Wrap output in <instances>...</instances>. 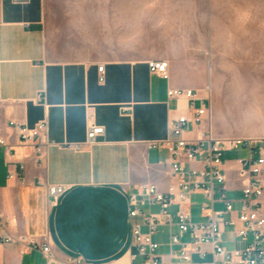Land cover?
Here are the masks:
<instances>
[{
    "label": "crops",
    "instance_id": "crops-1",
    "mask_svg": "<svg viewBox=\"0 0 264 264\" xmlns=\"http://www.w3.org/2000/svg\"><path fill=\"white\" fill-rule=\"evenodd\" d=\"M90 1L88 11L58 13L62 22L56 24L46 0H0V139L5 143L0 146V216L8 219L11 236L24 239L0 245V264H66L72 258L142 264L131 260V226L140 218H129L128 195L142 184L166 191L170 156L149 145L166 139L171 123L191 104L183 97L168 98V89L192 90L204 99L210 113L204 128L214 137L241 138L221 128L224 118L216 115L221 88L212 65L227 60L211 50L226 49L231 33L224 22L196 33L180 20L187 13L175 9L131 8L130 0ZM149 61L166 62L169 79L151 73ZM101 65L103 83L98 81ZM90 118L104 134L87 146ZM11 121L28 127L47 123L41 156L19 142ZM223 170L225 196L236 219L246 181L237 175L236 160L224 162ZM57 186L66 189L50 204L48 190ZM201 203V196L192 197L195 223L204 220ZM214 208L222 210L223 204ZM169 212L174 214L176 206ZM176 231L175 225L160 226L154 237L165 264H213L208 246L204 257L178 260L177 247L168 245ZM46 241L47 257L41 251ZM222 241L229 251L245 245L231 227H223Z\"/></svg>",
    "mask_w": 264,
    "mask_h": 264
},
{
    "label": "built area",
    "instance_id": "built-area-1",
    "mask_svg": "<svg viewBox=\"0 0 264 264\" xmlns=\"http://www.w3.org/2000/svg\"><path fill=\"white\" fill-rule=\"evenodd\" d=\"M148 68L162 79H169L166 62L149 61ZM98 73V81L103 83V65L98 67ZM167 97H183L191 104L186 115L171 123L166 139L149 145L153 149L165 150L170 156L171 181L166 191H160L153 184H142L128 195L129 218H140L131 226V260L139 258L142 264H165L158 254L159 244L154 237L160 226L175 225L177 231L170 235L168 245L170 248L177 247L173 255L183 263L190 262L193 254L204 257V247L208 246L213 264H264V139H218L204 128L210 117L209 110L203 104L204 99L197 98L192 90L180 89H168ZM197 99L200 101L198 107L194 106ZM9 127L16 132L22 145H31L35 154L42 155V143L47 135L45 121L34 127L11 121ZM103 134L104 128L90 118L86 145L90 146ZM0 146H5L2 139ZM78 148L75 146V149ZM239 148L247 152L246 157L236 160L237 175L246 181V186L242 189L237 217L233 219V202L225 196L223 155ZM19 168L23 171L24 165ZM216 188L219 189L217 198ZM65 189L64 186L50 187V204H54ZM195 195L202 197L200 215L204 220L199 223L192 221L189 211ZM215 203H222L223 209L216 210ZM172 206H176L174 214L169 212ZM154 207L157 211L153 210ZM226 215H230L227 220L224 219ZM8 224V219L0 216V245L23 242L24 239L14 238L8 233ZM223 227H231L234 236L245 242L244 247L226 250L222 241ZM186 235L188 240L183 239ZM28 243L32 245L34 241ZM41 251L47 257V241ZM66 264L88 263L72 258Z\"/></svg>",
    "mask_w": 264,
    "mask_h": 264
},
{
    "label": "rangeland",
    "instance_id": "rangeland-1",
    "mask_svg": "<svg viewBox=\"0 0 264 264\" xmlns=\"http://www.w3.org/2000/svg\"><path fill=\"white\" fill-rule=\"evenodd\" d=\"M46 1L48 10L56 13V24L62 22L58 13L79 8L88 11L91 4L90 0ZM129 5L187 13L188 18L180 20L196 33L206 32L214 22H224L231 33L227 34L226 49L211 50L227 60L212 65L219 71L217 82L221 88L215 97L216 115L224 118L220 126L231 131V136L264 139V0H130ZM246 153L241 148L227 151L223 161H235L246 157Z\"/></svg>",
    "mask_w": 264,
    "mask_h": 264
}]
</instances>
